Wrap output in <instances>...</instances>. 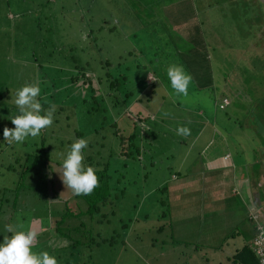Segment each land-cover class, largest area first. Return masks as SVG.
I'll list each match as a JSON object with an SVG mask.
<instances>
[{
    "label": "rangeland",
    "instance_id": "obj_1",
    "mask_svg": "<svg viewBox=\"0 0 264 264\" xmlns=\"http://www.w3.org/2000/svg\"><path fill=\"white\" fill-rule=\"evenodd\" d=\"M170 2L85 0L81 4L85 11H80L74 0H0V128L12 126L11 118L19 115L14 101L17 90L25 84L38 82L41 88L39 100L43 108L55 107L53 125L42 130L38 137H28L23 143L0 141V187L18 190L22 200L12 211L17 214L14 217L9 215L10 211L1 208L3 203L4 208L10 209L4 199L11 200L13 192L11 195L7 192L0 195V243L9 233L6 225L16 226L20 223L24 227L18 230L31 228L38 234L44 231L51 234L39 237L34 251L48 252L51 248L68 243L56 235L51 238L55 233L54 214H51L53 209L64 211L66 205L73 208L72 203L76 201L73 200L72 191L65 187L60 178L58 172L61 166L55 163V159L62 158L64 161L70 151L68 142L79 139L74 134L76 128H82L85 135L92 133L93 140L100 139L108 132L106 128L101 129L103 113L88 111L92 100L86 84L87 76L91 75L93 79L95 74L97 77L108 70H115L114 74L120 77L127 75L129 88L135 92V96L142 97V102L130 104L134 111L140 110L142 115L151 111L154 116L151 123L155 129L165 131L168 127L171 137L166 139H172L171 143H164L166 139L162 135L158 136L159 141L156 139V142L168 150L169 144L173 146L172 142L176 141L175 136H181L176 132L178 127H188V138H193L203 126L195 140L204 144H190L188 158L181 146L174 159H169L166 165L179 168V175L175 168L167 169L165 166L164 169L161 163L165 159L162 158L155 166L146 169L149 171L146 178L141 166L128 172V182L127 177L120 181V187L125 189L121 195L118 192L119 198L112 205L103 206L101 212L87 224L86 234L92 242L80 246L84 251L82 261L86 264H232L227 257L231 256L235 246L252 237L254 223L242 218L245 215L244 205L238 198L231 199L229 194L233 188L231 184L235 182L238 194L241 190L245 197L250 195L249 198H252L254 177L250 182L247 180V174L251 179L252 172L260 173L255 181L260 182L261 186L256 187L262 188L264 185V134L257 135L253 114H249L251 118L247 116L243 120L247 113L242 111V106L239 107V104L244 105L242 103L247 106L250 100L262 91L264 93V87L260 84H264V4L259 0ZM192 6L195 20L189 19ZM158 17L161 22H153ZM190 20L194 24L197 22L201 28L205 46L202 49L207 51L213 66L212 86H207L208 91L193 81L186 97L174 95L172 89H165V95H162L159 88L154 94L149 86L152 81L149 75L153 78L154 74L148 71L161 73L171 64H180L183 48H188L185 49L186 54L195 50L189 40L173 43L172 38L165 34L162 37L159 29L168 27L172 34L178 33L184 37L178 28L186 27ZM133 21L137 24L133 25ZM147 24L148 28L144 27ZM80 55L90 56V61L85 65L86 76L79 74L77 80L72 82L71 76L76 75V69L71 64L73 58ZM186 68L192 70L191 64L188 63ZM193 75L197 76L198 71ZM93 84L97 85L96 81ZM7 92H10L11 98H6ZM100 95L99 90L95 91L97 98ZM224 95L229 102L236 99L229 106L223 105V100L219 104V107L227 105L224 110H228V113L231 110V117H227L226 112L215 105ZM234 117L238 118L237 122ZM139 126L142 130L146 128ZM95 128L101 131L94 132ZM110 136L108 134V140H111ZM43 142L46 146H56L49 150L48 164H36L34 168V171L47 175L46 183L36 190L32 188L38 185V175L29 171L26 177L32 183L29 184L20 179L19 172L29 166ZM216 151H228L230 154L223 157L227 159L231 155L237 168L245 171L243 177L238 178L237 175L229 177L225 173V188L218 194L209 190L208 186L213 176L219 178L222 174L214 175L211 169L206 170L207 159ZM206 153L209 157L205 156ZM112 161L116 167L121 160L115 157ZM246 163L250 164L249 168H246ZM11 166L14 169L8 170ZM239 170L236 172L239 173ZM175 175L179 176L177 180H173ZM48 179H52V182L49 183ZM173 184L190 189L183 187L179 191H169ZM223 195L227 198L222 205L217 202L210 206L213 197ZM251 203L248 216L255 217L253 201ZM46 207L49 211L47 222V214L43 216ZM101 213L104 218L102 223H98ZM258 214V217L263 216L261 207ZM121 222L126 223L125 229ZM177 227H183L185 232L178 233ZM232 228L234 234L231 231V236L235 237L230 242H223ZM115 229L118 230L117 236L112 238ZM206 232L210 234L209 246L205 244L208 238ZM110 235L111 243L103 241L100 246L96 245V239ZM198 244V247L195 246Z\"/></svg>",
    "mask_w": 264,
    "mask_h": 264
},
{
    "label": "trees",
    "instance_id": "obj_2",
    "mask_svg": "<svg viewBox=\"0 0 264 264\" xmlns=\"http://www.w3.org/2000/svg\"><path fill=\"white\" fill-rule=\"evenodd\" d=\"M122 2V0H120ZM172 2V0H170ZM85 0H74V3L77 8H79L80 11H85L84 8L81 6V4H84ZM170 2V3H171ZM264 4V3H263ZM60 6H64L60 4ZM192 13L189 15V19L195 20V16L193 14L194 7L192 6ZM110 11V10H108ZM127 11V10H124ZM250 11H253L250 10ZM256 12V11H255ZM192 16V17H191ZM131 17L136 18L135 16L131 15ZM138 20V18H136ZM190 20V24H187L186 27L181 28L179 27L180 33L184 35V37L181 34H172V32L167 28H160L161 36H167L168 38H172V42H183L185 40H189L193 44V48H195L194 52L190 54H186L185 49L183 48L181 51V61L180 64H182L185 68L188 67V63L191 64L192 70H189L186 68V70L193 76V81L197 83V86H201L204 89H208L207 86H212V76H211V69L213 68L212 64L210 63V56L207 54L206 50H203L202 48L205 47L202 42V35H201V28L199 27L198 23L195 24L192 23ZM139 21V20H138ZM151 21L148 22V24ZM153 22H161L159 17L156 21L153 20ZM137 24L133 21V25ZM148 24L144 27L148 28ZM185 32V33H184ZM165 34V35H164ZM163 40V38H159ZM86 46L84 47V51H86ZM203 52L200 53L202 50ZM178 58V56H176ZM175 58V59H176ZM90 61V56L87 55L84 56H77L76 58H73V63L69 64L72 65L74 69H76V75L71 76V81L75 82L78 78L77 75L81 74L82 76L85 75L87 72V63ZM109 64V63H108ZM40 66V64H39ZM115 71V70H113ZM113 71H105L103 74L96 77V74L93 76V79L91 75L87 76L86 78V84L88 85V92L91 94L89 95L90 100H92V104L90 108H88L89 112H95L96 110L99 111V113H103L102 116V122L100 123L101 129L106 128L108 130L107 133H104L100 139L93 140V134L89 133L85 135V131L82 128H76L74 130L75 137L84 138L88 140V147L84 149V164L86 166H91L95 168L96 175L99 177V186L95 188L92 194L90 195H80L76 196L73 195L75 202L72 203V207L67 206L65 207L64 211L62 209H53L52 215L54 217V234L51 238L56 235L57 237H61V239L67 240L68 243L61 245L60 247L51 248L48 250L49 254L52 256H55L58 264H86L83 262L84 254L82 251V248L80 246L82 245H89V242L91 241V238L87 236L86 232L87 224L89 221H92L94 219V215L101 212L102 207L105 205H112L114 203V200L119 198L118 192L124 191V187H120V181H122L124 178L127 177L128 172H132L137 166H141L143 170V175L146 178V174H149V171H146L147 168L153 167L156 165V162L159 161V158L165 159V162L161 163L162 167L165 169V166L167 169H174L176 167H173L169 165H166L169 159H174L175 154L177 155V150H179L182 146V149H184L185 156L187 157L189 154L190 149L188 148L190 144H201L196 138V135L202 130V127L200 130L195 134V137L188 138L187 137H181V136H175L176 141L172 142L173 146L170 145V148L167 150L163 144H160L156 142V139L159 141L158 136L162 135L166 138L171 137V133L167 128H165V131H160L158 129H155V125L152 122L154 117L152 115V112H147L146 115H142V111H134L133 106H130L131 103L136 102H142V97H138L134 95V91L129 88L128 86V76L123 75V77H120V75L114 74ZM195 71H198V75H193ZM149 74L153 73L154 77L149 84V86L152 88L154 94L156 91H162V95H165L163 93L166 92V90H171V86H169V80L167 77V70H161V73L158 72L156 74V71L149 70ZM147 72V73H148ZM165 74V76H164ZM86 76V75H85ZM259 75H257L258 77ZM223 80H226V77H223ZM96 81V84H93V82ZM227 81V80H226ZM260 84L263 85V82ZM166 89V90H165ZM100 91L101 95L99 98L95 96V91ZM6 98H11L10 92H7ZM211 94V93H210ZM227 98V96H222V99L220 101L215 102V105L220 109L226 112L227 117L230 116V112L228 113V110H224L228 104L231 102L233 103L235 98L233 100H230V102L227 103V105L219 107V104H221L222 100ZM149 104V102H148ZM244 105L242 106V111L245 113V117L243 116V120H246V117L249 116V114H253L254 116V123L257 125V135L262 136L264 134V93L263 91L257 95L256 98H253V100H250L248 102V105L245 106V103H242ZM229 106V105H228ZM249 118H251L249 116ZM151 119V121H149ZM203 119V118H202ZM205 121V119H203ZM234 121L237 122L238 118L234 117ZM106 122V124H105ZM120 122V123H119ZM247 123V122H245ZM145 126L146 128L144 130L141 129L139 126ZM242 127L244 126V123H241ZM247 126V125H246ZM5 127L8 128H14L15 126L12 124V126H3L0 128V137L1 142L8 143L3 136V130ZM226 127V126H225ZM94 132L101 131L93 129ZM93 132V133H94ZM91 134V135H90ZM108 134L111 135V140L107 139ZM90 135L89 137H87ZM45 138V137H44ZM172 140V139H171ZM171 140H165L164 143L169 142L171 143ZM74 142V140H70L68 143L71 145ZM228 142V141H227ZM1 143V144H2ZM159 144V145H158ZM204 144V143H202ZM56 145H48L43 142L41 148L37 151V153L31 158V162H29V166L25 167L23 171L19 172L20 179L25 180V183H30V179H26L29 171H34V168L36 167V164L38 166L46 165L48 164V161L50 159V153ZM204 147V146H203ZM200 147V148H203ZM0 151H1V145H0ZM208 157V153L205 155ZM115 157L120 158V162L116 167H114V162L112 159ZM188 158V157H187ZM30 159V156H29ZM55 163L59 166L62 165L63 159H55ZM140 167V168H141ZM14 167H9L8 170H13ZM177 169V168H176ZM178 170V169H177ZM175 170V172H178ZM40 172L34 171L35 176L38 175V181L37 186L33 187L32 189L39 190L42 183H46L45 177L47 175H42ZM49 183L52 182V179H48ZM128 182V177H127ZM48 184V182H47ZM21 187V186H20ZM163 190V188H161ZM6 192L11 195L13 192V197L11 200L9 198H5L4 202L6 204H9V210L4 208L3 203L1 205V199H0V205L2 209H5L6 211H10V216H16L17 214L12 212L15 210L16 207H18L19 200H21V193L18 190H15L13 188L8 189L7 187H0V195H5ZM10 200V203H8ZM68 199L65 200L67 202ZM173 202V201H172ZM112 207V206H111ZM113 208V207H112ZM45 212L43 213L47 217L45 218V221H48L49 218V211L48 208H44ZM14 214V215H13ZM100 219L98 223H102V218H104V214L101 213L99 216ZM25 220V219H24ZM178 220V219H177ZM248 220L252 221L254 223V227L252 228V237L248 238L247 241L241 245L235 246V251L232 252L231 256L227 257L228 261H231L232 264H263L261 261V257L257 254V246L254 243V240L256 239L257 235L261 232L260 229L256 228L255 220L252 218H249ZM262 223V235L264 236V218L260 219ZM172 223V221H171ZM122 227L125 229L127 227L126 223L121 222ZM175 224V221H174ZM121 229V228H120ZM160 230V229H159ZM233 229L230 230V232L225 237L226 240H223V242L232 240L235 236H231L234 234ZM232 231V234H231ZM245 231V230H244ZM118 230L115 229L112 233V238L117 236ZM38 233V231H37ZM120 234V233H118ZM240 234V233H238ZM12 234L9 232L7 236H11ZM48 235H51L48 231H44L41 234H38V238H44ZM239 237V236H238ZM108 241L111 243V235L108 238H102L100 240L96 239V245L100 246L101 242ZM222 242V243H223ZM3 243V240L1 241ZM38 243V240L37 242ZM228 244V243H227ZM91 245V243H90ZM222 245V244H221ZM220 245V246H221ZM195 246H199L195 245ZM66 251V252H65Z\"/></svg>",
    "mask_w": 264,
    "mask_h": 264
},
{
    "label": "clouds",
    "instance_id": "obj_3",
    "mask_svg": "<svg viewBox=\"0 0 264 264\" xmlns=\"http://www.w3.org/2000/svg\"><path fill=\"white\" fill-rule=\"evenodd\" d=\"M167 77L174 95L185 97L188 95L193 76L182 64L169 65ZM149 79L154 80L150 75ZM40 94L41 88L38 82L25 84L17 90L14 103L19 115L11 118V123L15 127H5L3 130L4 139L9 144L23 143L28 137L36 138L42 130L53 125L55 107L50 106L45 110L39 100ZM176 132L184 137L190 135V129L186 126L178 127ZM88 143L87 139H76L71 144L70 151L58 172L65 187L76 196L90 195L99 186L97 170L84 164L83 150L88 147ZM253 209L259 210V207ZM261 218H264V210ZM23 227L22 223L16 226L6 225V230L12 235L4 236L3 243H0V264H58L56 257L47 251H34L38 233L31 228L18 230Z\"/></svg>",
    "mask_w": 264,
    "mask_h": 264
},
{
    "label": "crops",
    "instance_id": "obj_4",
    "mask_svg": "<svg viewBox=\"0 0 264 264\" xmlns=\"http://www.w3.org/2000/svg\"><path fill=\"white\" fill-rule=\"evenodd\" d=\"M212 140H213V138H212ZM212 140H211V142H212ZM214 153L215 154H213V152L211 153L212 154V157H209L208 156L209 158L207 159L208 162L206 163V167H207L206 170L208 171V169H211L212 172L214 173V175L222 174L219 178L212 175L214 178L210 180V184L208 186V189L209 190H212V191L216 192V194H218L219 191H223L224 188H225V185H224V182H223V180L225 178V173L229 177H230V175H234L235 177L237 175V178H238L240 176L243 177V175L245 174L244 173L245 171H240L237 168L236 162L232 159V156L231 155L227 159H225L223 157L227 153L230 154L228 151H225V152H217L216 151ZM255 163H257V162H255ZM179 165L181 167H183L181 164H179ZM181 167H180V169H181ZM249 167H250V164L249 163H246V168H249ZM261 168H262V166H261ZM178 170H179V168H178ZM237 170H239L240 172L239 173L236 172ZM226 171H228L229 174ZM176 173L178 174V172H176ZM223 173H224V175H223ZM259 174L260 173H258V172H257V174H255V173L252 172V174H251L252 178L251 179H249V175L247 174V176H248V178H247L248 182L252 181L253 180V177H254V181L253 182H255V183L252 186V189H253L252 198H249L250 195L248 197H245V195L242 193L241 190H240V193L238 194L237 192L239 190H237V188H236V185L237 184H235V182H232V184H231L233 186V188L230 190L231 192H230L229 196L231 197V199L238 198V200L240 202H242V204L244 205L245 215H243V217H242L243 219H246V218L249 219V217H248V211H249V204L252 205L251 201H253V208H255V207H262L263 210H264V185L262 186V188L261 187L258 188L256 186L257 185L261 186V184H260V182H256L255 181L259 177ZM178 178H179V176L176 177V175H175L174 178H173V180H177ZM235 180H236V178H235ZM183 187H185L187 189H190L189 187L182 186L181 184H173V185H171L169 187L168 190L169 191H172V192H175V191H179V189H181ZM234 188H236V190ZM257 188H258V191H257ZM240 195H241V197H240ZM237 196H239V197H237ZM225 198H227V196L224 197V195L222 197H219V198H218V196L213 197L210 200V202H209L210 203V206L213 205V204H216L217 202H220V204L222 205L224 203V201H225L224 200ZM183 219H186V217H183ZM203 220H205V218H203ZM239 225H242V223L241 224L234 225L233 228H237ZM176 231L178 233L185 232L183 227H177L176 228ZM206 234H207V237L208 238L206 239L205 244L209 246V245H211V243L209 242V236H210V234H208L207 232H206ZM213 245L216 246L214 242H213ZM218 247L219 246H217L215 248H218ZM235 249L236 248H234L233 252L235 251Z\"/></svg>",
    "mask_w": 264,
    "mask_h": 264
},
{
    "label": "built area",
    "instance_id": "obj_5",
    "mask_svg": "<svg viewBox=\"0 0 264 264\" xmlns=\"http://www.w3.org/2000/svg\"><path fill=\"white\" fill-rule=\"evenodd\" d=\"M224 100H227L226 98L223 99V105L227 104L229 101L227 100V103H224ZM253 213L257 214L255 217H252L249 215V218H252L255 220V225L257 229H260L261 232L257 235L256 239L254 240L255 245L257 246V254L261 257V261L264 264V236L262 235V223L260 221L261 217H258L259 210L253 209Z\"/></svg>",
    "mask_w": 264,
    "mask_h": 264
},
{
    "label": "water",
    "instance_id": "obj_6",
    "mask_svg": "<svg viewBox=\"0 0 264 264\" xmlns=\"http://www.w3.org/2000/svg\"><path fill=\"white\" fill-rule=\"evenodd\" d=\"M259 1H261V2H263V3H264V0H259Z\"/></svg>",
    "mask_w": 264,
    "mask_h": 264
}]
</instances>
